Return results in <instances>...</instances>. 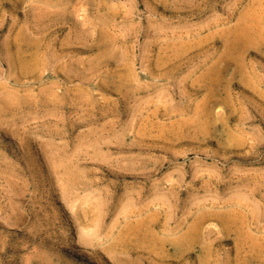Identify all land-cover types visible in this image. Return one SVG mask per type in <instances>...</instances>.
<instances>
[{
    "label": "rangeland",
    "instance_id": "rangeland-1",
    "mask_svg": "<svg viewBox=\"0 0 264 264\" xmlns=\"http://www.w3.org/2000/svg\"><path fill=\"white\" fill-rule=\"evenodd\" d=\"M0 264H264V0H0Z\"/></svg>",
    "mask_w": 264,
    "mask_h": 264
}]
</instances>
